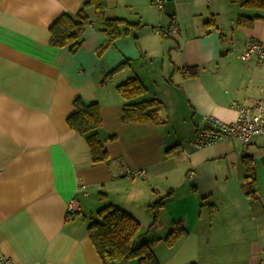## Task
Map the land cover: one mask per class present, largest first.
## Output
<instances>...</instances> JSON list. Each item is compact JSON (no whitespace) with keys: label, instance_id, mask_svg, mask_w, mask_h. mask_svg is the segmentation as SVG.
Returning <instances> with one entry per match:
<instances>
[{"label":"crops","instance_id":"obj_1","mask_svg":"<svg viewBox=\"0 0 264 264\" xmlns=\"http://www.w3.org/2000/svg\"><path fill=\"white\" fill-rule=\"evenodd\" d=\"M85 1L0 0V257L105 264L88 227L113 205L140 222L136 246L160 240V264L264 263V134L245 149L236 138L194 144L203 115L233 122L234 101L264 105V63L241 58L248 40L264 44V9L231 0H167L162 10L154 0H107L108 18L138 26L121 25L101 55L105 37L95 23L77 51L52 45V24ZM86 12L94 21V8ZM242 15L258 18L238 26ZM174 23L178 34H158ZM194 66L198 76L186 77ZM129 78L146 94L122 97L117 87ZM76 98L100 106L107 161L94 163L86 137L67 122ZM151 98L163 102L160 124L121 120L125 105ZM243 153L255 160L252 196ZM125 167L147 173L128 178ZM72 198L79 212L68 213ZM161 199L152 225L151 205ZM174 223L187 234L170 246L164 238Z\"/></svg>","mask_w":264,"mask_h":264},{"label":"trees","instance_id":"obj_2","mask_svg":"<svg viewBox=\"0 0 264 264\" xmlns=\"http://www.w3.org/2000/svg\"><path fill=\"white\" fill-rule=\"evenodd\" d=\"M242 7L251 9H264V0H231ZM93 7L95 20L92 21L86 12V8ZM107 0H86L83 7L76 13H63L51 26V43L56 47H67L75 52L80 47L78 41L84 34L86 28L95 23L105 37V42L98 50V54L113 43L121 35V25L126 24V29L138 26L127 23L122 19H111L106 16ZM258 17L240 16L237 19L238 26H250ZM129 62L118 65L109 75L123 69ZM186 77H196L200 72L198 66L186 67L183 70ZM118 92L127 100L137 98L146 94V86L139 78H129L118 85ZM163 102L157 98L127 104L123 108L121 120L125 123H152L160 124V110ZM98 103L85 104L81 98L74 101V112L68 117L67 122L71 129L86 137L94 163L104 162L109 159V154L104 143L101 141L98 130L102 127V116ZM242 161L248 172L246 189L251 196L254 194V183L256 181V167L254 157L248 153L242 154ZM162 199L151 205L154 221L157 224L158 212L162 206ZM98 219L90 223L88 227L89 236L94 243L100 258L105 264H116L121 261H129L137 258L139 264H160L154 253L157 242L145 241L140 245L134 244V238L139 232L140 222L130 213L108 205L97 212ZM187 231L181 223H174L171 231L164 241L173 246ZM195 264V263H193Z\"/></svg>","mask_w":264,"mask_h":264},{"label":"built area","instance_id":"obj_3","mask_svg":"<svg viewBox=\"0 0 264 264\" xmlns=\"http://www.w3.org/2000/svg\"><path fill=\"white\" fill-rule=\"evenodd\" d=\"M167 0H154V5L162 10ZM181 30L180 25L174 23L168 27L157 29L158 34L169 36L178 34ZM257 58L264 63V44L257 40H248L241 52V58L248 61ZM233 107L237 110L238 116L233 122H226L213 115H203L202 125L196 128L195 146L202 147L212 144L219 140H229L236 138L240 141L242 148H247L256 136L264 134V105L260 101L252 104H243L234 101ZM145 169L123 168L122 174L128 178L145 176ZM191 174H194L192 171ZM68 213H76L81 210V204L77 198H72L67 204ZM0 264H11L7 257H0ZM264 264V263H260Z\"/></svg>","mask_w":264,"mask_h":264},{"label":"rangeland","instance_id":"obj_4","mask_svg":"<svg viewBox=\"0 0 264 264\" xmlns=\"http://www.w3.org/2000/svg\"><path fill=\"white\" fill-rule=\"evenodd\" d=\"M98 219V217H97V214L95 215V220H97ZM153 221H154V216H153ZM158 221V220H157Z\"/></svg>","mask_w":264,"mask_h":264}]
</instances>
